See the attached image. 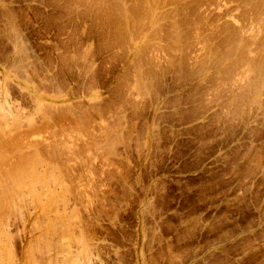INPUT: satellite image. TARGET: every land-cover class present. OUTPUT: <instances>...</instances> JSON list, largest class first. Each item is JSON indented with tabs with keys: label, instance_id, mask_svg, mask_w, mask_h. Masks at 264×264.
Returning <instances> with one entry per match:
<instances>
[{
	"label": "rangeland",
	"instance_id": "obj_1",
	"mask_svg": "<svg viewBox=\"0 0 264 264\" xmlns=\"http://www.w3.org/2000/svg\"><path fill=\"white\" fill-rule=\"evenodd\" d=\"M0 70V264H264V0H0Z\"/></svg>",
	"mask_w": 264,
	"mask_h": 264
},
{
	"label": "bare ground",
	"instance_id": "obj_2",
	"mask_svg": "<svg viewBox=\"0 0 264 264\" xmlns=\"http://www.w3.org/2000/svg\"><path fill=\"white\" fill-rule=\"evenodd\" d=\"M4 93H7V94H4L5 97L3 96V98L6 100V97H7V95H8V92L5 91ZM1 97H2V95H1ZM0 101H1V100H0ZM1 102H2V101H1ZM7 102H8V101L6 100L4 104L8 105ZM1 104H2V103H1ZM2 105H3V104H2ZM2 105H1V109L3 108ZM4 106H5V105H4ZM9 106H10V105H9ZM7 107H8V106H7ZM7 107H6V109H9V108H7ZM4 109H5V108H4ZM10 110H11V109H10ZM10 110H9V111H10ZM0 111L5 112L6 110H4V111H3V110H0ZM12 111H13V110H12ZM2 112H1V115H2ZM5 114H8L7 111H6L3 115H5ZM5 116H6V115H5ZM1 117H2L3 120H4V117H3V116H1ZM8 117H9V116H8ZM10 117H11V116H10ZM6 118H7V117H6ZM11 119H12V118H11ZM3 120L1 119V121H3ZM6 120H7V119H6ZM4 121H5V120H4ZM20 121H21V120H20ZM7 122H8V121H7ZM7 122H6V123H7ZM17 122H18V121H17ZM4 123H5V122H4ZM6 123H5V124H6ZM9 123H11V121H9ZM17 124H19V123H17ZM20 124H21V123H20ZM25 124H26V123H25ZM8 125H9V124H8ZM26 125L28 126L29 123H27ZM30 125H31V124H30ZM30 125H29V127H30ZM5 126H6V125H4V127H5ZM31 126H33V125H31ZM1 127H2V126H1ZM4 127H3V128H4ZM19 128H20V127H19ZM5 129H7V128H5ZM26 129H27V127H26ZM3 130H4V129H3ZM12 130H13V129H12ZM0 131H1V129H0ZM5 131H6V130H5ZM3 133H4V135H6V134L8 133V131H7L6 133L2 131L1 134L3 135ZM27 133H28V132H27ZM29 133H31V131H30ZM9 134H11V132H10ZM25 134H26V133H25ZM32 134H33V133H32ZM2 135H1V136H2ZM1 136H0V137H1ZM8 137H10V135H9ZM13 137H14V136H13ZM23 138H25V137H23ZM28 138H29V137H28ZM3 139H4V138H3ZM30 139H31V137H30ZM9 141L11 142V139H10ZM12 141L14 142V139H13ZM25 141H26V139H25ZM27 141H29V140H27ZM1 142H2V141H1ZM1 142H0V146L3 145L2 143H3L4 141H3L2 143H1ZM26 143H28V142H26ZM31 143H33V142L31 141ZM5 144H6V143L4 142V145H5ZM7 145H8V144H6L4 147L2 146L3 149L0 147V150H1V151H2V150H5V147L7 148ZM9 145H10V144H9ZM9 145H8V146H9ZM11 145H12V144H11ZM20 145H21V144H20ZM32 145H33V144H32ZM14 146H15V145H14ZM10 147H11V146H10ZM10 147H8V149H9ZM32 147H33V146H32ZM23 149H24V148H23ZM10 150H11V149H10ZM1 151H0V153H1V155H2L3 152H1ZM38 151H39V150H38ZM13 152H14V151H13ZM35 154L37 155L36 151H35ZM42 154H43V153H42ZM6 155H7V154H6ZM8 155H9V154H8ZM16 155H17V154H16ZM25 155H27V154H25ZM36 155H35V156H36ZM19 156H20V155H19ZM23 156H24V155H23ZM37 156H38V155H37ZM2 157H4V156H2ZM7 157H8V156H7ZM7 157H6V158H7ZM41 157H42V155H41ZM4 158H5V157H4ZM19 158H20V157H19ZM24 158H25V156L23 157V159H22V158H21V159L24 161ZM37 158H38V157H36V159H37ZM8 159H9V158H8ZM16 159H17V158H16ZM26 159H28V158H26ZM26 159H25V160H26ZM31 159H32V158H31ZM39 159H40V158H39ZM39 159H38V161H39ZM0 160H1V159H0ZM2 160H3V159H2ZM29 160H30V159H29ZM29 160H28V161H29ZM3 161H4V160H3ZM3 161H2V162H3ZM9 161H10V160H8V162H9ZM17 161L19 162V163H17V164H20V162H22L20 159L17 160ZM38 161H37V162H38ZM6 162H7V161H6ZM8 162H7V163H8ZM13 163H15V167H16V161H15V162L13 161ZM13 163H12V164H13ZM26 163H27V161H26ZM26 163L22 162V163L19 165V167L14 168V170L17 169V171L19 172V171L21 170L20 168H22L21 165H27L29 162H28L27 164H26ZM12 164H11V165H12ZM13 165H14V164H13ZM29 165H30V164H29ZM31 165H32V164H31ZM17 166H18V165H17ZM3 167H4V166H3ZM6 167H7V166H6ZM12 167H14V166H12ZM12 167H11V170H12ZM30 169H31V168H30ZM30 169H29V170H30ZM5 170H6V169H5ZM11 170H10V172H11ZM14 170H12V172H13ZM17 171L15 170V172H17ZM24 171H27L26 168H25V170L22 169L20 172L23 173ZM32 172H33V169L31 170L30 173H29V172H28V173L25 172V173H24L25 176H24L22 173H16L17 176H18V174L20 175V176H18L20 181H19V180H15V181H17V182L19 181V183L15 184L16 182H15V183L13 182L12 184H13V185L15 184V186H18V187L20 186V184H22L23 187H28V184H27V186H26L23 182H25V180H27V182H28V179H29V178H28V177H29L28 174H31ZM0 173H1V172H0ZM13 173H14V172H13ZM13 173H12V174L7 173V175H9V174H10V175H13ZM14 174H15V173H14ZM26 174L28 175V177H26ZM5 175H6V174H5ZM7 175H6V176H7ZM10 175H9L10 178L7 177V179H10V181L12 182V181H14V179L12 180V178H11ZM22 175H23V177L20 178ZM31 175H33V176H32L33 178L36 176V175H34V172H33ZM0 176H1V175H0ZM6 176H5V177H6ZM15 176H16V175H15ZM17 176H16V177H17ZM41 176H42V175H41ZM18 177H17L16 179H18ZM37 177H38V175H37L35 178H37ZM3 178H4V177H2L1 181L3 180ZM14 178H15V177H14ZM24 178H28V179H24ZM30 178H31V176H30ZM35 178H34V179H35ZM38 178H40V175H39ZM42 178H43V177H42ZM7 179H6V182L9 181V180L7 181ZM22 179H24V181H23ZM21 180H22V182H21ZM29 180H30V179H29ZM35 180H36V179H35ZM35 180L32 179V181H35ZM37 180H38V179H37ZM37 180L35 181V183L37 182V184H38L39 181H37ZM39 180H40V179H39ZM41 180H45V178H43V179H41ZM4 181H5V179H4ZM32 181H29V182L33 183ZM11 182H9V183H11ZM29 182H28V183H29ZM40 182H41V181H40ZM42 182H43V181H42ZM0 183H1V182H0ZM25 183H26V182H25ZM4 184H5V183H4ZM6 184H7V183H6ZM6 184H5V187H6ZM33 184H34V183H33ZM33 184H32V186H31L30 183H29V185H30L31 187L34 186ZM0 185H1V184H0ZM13 185H12V186H13ZM22 185H21V186H22ZM24 185H25V186H24ZM1 186H2V185H1ZM10 186H11V185H10ZM15 186H14V187H15ZM21 186H20V187H21ZM18 187H16V188H18ZM20 187H19L18 189H20ZM23 187H22V188H23ZM31 187H30V189H31V192H32V188H31ZM28 188H29V187H28ZM1 189H2V188H1ZM34 189H35V188H34ZM34 189H33V190H34ZM3 190H4V189H3ZM6 190H8V189H6ZM16 190H17V189H16ZM25 190H26V189H25ZM27 190H28V189H27ZM21 191H23V190H21ZM37 191H38V190H37ZM33 192H35V191H33ZM11 193H12V192H11ZM27 193H28V192H27ZM34 194H35V193H34ZM38 194H39V193H38ZM7 195H8V194H7ZM16 195H17V194H16ZM16 195H15V196H16ZM31 195H32V193H31ZM39 195H40V194H39ZM39 195H38V196H39ZM11 196L13 197V193H12ZM11 196L8 197V198H9V202H10V200L13 199V198L10 199ZM20 196H21V195H20ZM3 197H4V196H3ZM3 197H2V198H3ZM16 197H17V196H16ZM29 197H30V196H29ZM32 197H33V196H32ZM2 198H0V200H1ZM36 198H39V197H36ZM36 198H35V199H36ZM4 199H5V198H4ZM26 199H27V198H26ZM13 200H14V199H13ZM7 201H8V199H7ZM14 201H15V200H14ZM16 201H17V200H16ZM38 201H39V200H38ZM2 202H4V201H2ZM14 203H15V202H14ZM5 204H6V203H5ZM13 205L15 206V204H13ZM13 205H12V206H13ZM4 206H6V205H4ZM4 206H3V207H4ZM17 206H18V205H17ZM17 206H16V207H17ZM9 207H10V206H9ZM16 207H15V208H16ZM20 207H21V206H20ZM49 208H50V207H49ZM47 209H48V208H47ZM7 210H8V209H7ZM44 210H45V209H44ZM3 211H4V210H3ZM10 211H11V210H10ZM15 211H16V210H15ZM14 213H15V212H14ZM12 214H13V213H12ZM0 234H1V233H0ZM44 236H45V235H44ZM6 239H7V238H6ZM9 249H10V247H9ZM29 251H30V250H29ZM7 254H8V253H7ZM32 255H33V254H32ZM27 256H28V255H27ZM30 256H31V255H30ZM30 256H29V257H30ZM29 259H30V258H29ZM1 261H3V260H1ZM31 261H32V260H31ZM32 262H33V261H32ZM33 263H34V262H33ZM29 264H30V263H29Z\"/></svg>",
	"mask_w": 264,
	"mask_h": 264
},
{
	"label": "crops",
	"instance_id": "obj_3",
	"mask_svg": "<svg viewBox=\"0 0 264 264\" xmlns=\"http://www.w3.org/2000/svg\"><path fill=\"white\" fill-rule=\"evenodd\" d=\"M0 73H1V75H2V77H3V79H4L5 81H7V80H11V78L9 77V75L3 73L1 70H0Z\"/></svg>",
	"mask_w": 264,
	"mask_h": 264
}]
</instances>
